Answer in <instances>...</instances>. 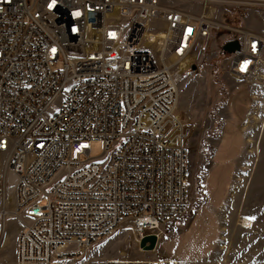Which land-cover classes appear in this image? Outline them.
<instances>
[{"label":"built area","instance_id":"1","mask_svg":"<svg viewBox=\"0 0 264 264\" xmlns=\"http://www.w3.org/2000/svg\"><path fill=\"white\" fill-rule=\"evenodd\" d=\"M212 1L0 0V215L21 223L13 264H122L83 254L123 219L138 245L186 214L191 127L175 76L214 31L239 43L227 54L235 79L254 77L264 50L263 35L209 15Z\"/></svg>","mask_w":264,"mask_h":264},{"label":"rangeland","instance_id":"2","mask_svg":"<svg viewBox=\"0 0 264 264\" xmlns=\"http://www.w3.org/2000/svg\"><path fill=\"white\" fill-rule=\"evenodd\" d=\"M176 5L186 9L188 4ZM208 6L215 20L264 36V0H216ZM193 7L200 12V6ZM230 38V33L212 32L192 52L189 68L175 76L176 111L191 127L185 142L188 208L171 221L176 224L163 245L183 258L176 264H264V50L256 75L235 79L222 51ZM101 152V143L93 141L90 156ZM245 218L251 228L241 226ZM20 230L14 215H0V264L14 263ZM209 238L214 243L207 250ZM136 240L131 223L123 219L112 235L84 252L83 260L160 264L157 252L140 250Z\"/></svg>","mask_w":264,"mask_h":264},{"label":"crops","instance_id":"3","mask_svg":"<svg viewBox=\"0 0 264 264\" xmlns=\"http://www.w3.org/2000/svg\"><path fill=\"white\" fill-rule=\"evenodd\" d=\"M175 224H176V221H174V222L167 221L163 225H161V228H160V230H161L160 238H159V240L157 242V246L155 248V252H157L158 256L163 259L161 261H166V262L172 263V264H176V263H178V261H180V262L183 261L182 260L183 258H180L179 256H176L174 253L172 254V253L166 252L163 249L164 242H167L171 238L170 236H171L172 233L169 230V228H170V226H173ZM212 243H214L213 240H212V238H209L207 240V250H210L211 249Z\"/></svg>","mask_w":264,"mask_h":264},{"label":"water","instance_id":"4","mask_svg":"<svg viewBox=\"0 0 264 264\" xmlns=\"http://www.w3.org/2000/svg\"><path fill=\"white\" fill-rule=\"evenodd\" d=\"M239 50L238 41H227L222 45V51L228 55L233 54ZM192 70H195V65L191 66ZM157 246V237L154 234L143 236L138 242V248L142 251L152 252Z\"/></svg>","mask_w":264,"mask_h":264},{"label":"bare ground","instance_id":"5","mask_svg":"<svg viewBox=\"0 0 264 264\" xmlns=\"http://www.w3.org/2000/svg\"><path fill=\"white\" fill-rule=\"evenodd\" d=\"M241 226L244 228H251L252 224H251V221L249 219L245 218L242 220Z\"/></svg>","mask_w":264,"mask_h":264},{"label":"snow or ice","instance_id":"6","mask_svg":"<svg viewBox=\"0 0 264 264\" xmlns=\"http://www.w3.org/2000/svg\"><path fill=\"white\" fill-rule=\"evenodd\" d=\"M49 7H52V5L50 4ZM75 15H79V12H76ZM189 31H191V29H189ZM253 49L255 50V42H253ZM52 52L55 53L56 52V49L53 48L52 49ZM248 63V61H244V64L242 65V70L244 68V66H246Z\"/></svg>","mask_w":264,"mask_h":264}]
</instances>
